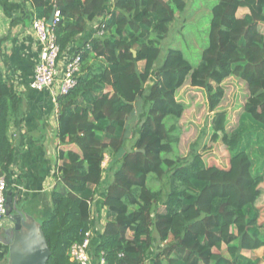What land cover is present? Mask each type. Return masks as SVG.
I'll return each instance as SVG.
<instances>
[{"label": "trees", "instance_id": "trees-1", "mask_svg": "<svg viewBox=\"0 0 264 264\" xmlns=\"http://www.w3.org/2000/svg\"><path fill=\"white\" fill-rule=\"evenodd\" d=\"M22 2L31 7L27 19L16 17L10 27L25 20L48 24L59 12L52 27L56 64L100 16L95 36L70 59H80L75 87L55 100L59 140L78 153L58 152L49 209L39 222L51 252L46 264H72V246L88 231L93 238L99 207L104 224L98 243L89 248L93 264H262L264 230L255 187L264 179V0H217L195 66L176 49L159 61L160 44L185 0ZM240 10L246 13L240 16ZM8 39L9 34L0 38V51ZM229 80L246 91L235 123L228 125L220 112L208 125L217 134L227 124V167L206 164L194 148L201 138L182 155L179 121L186 108L181 94L204 92L212 113L224 103L223 84ZM139 104V127L129 138L126 119ZM21 114L22 98L0 69V176L6 195L10 168L20 155L9 128L21 123ZM97 189L104 200L93 205ZM223 246L227 257L215 253ZM153 248L157 252L149 258ZM260 249L262 257H255Z\"/></svg>", "mask_w": 264, "mask_h": 264}, {"label": "crops", "instance_id": "crops-1", "mask_svg": "<svg viewBox=\"0 0 264 264\" xmlns=\"http://www.w3.org/2000/svg\"><path fill=\"white\" fill-rule=\"evenodd\" d=\"M30 10L28 3H23L22 0H0V38L9 34V39L1 46L0 69L4 79L22 98L21 123L18 126L11 124L9 128L10 141L19 146L20 155L16 164L10 168V185L6 197L10 196L13 199V207L16 205L18 209H24L39 223L44 217L43 212L49 209L58 152L78 153V150L74 145L63 144L59 140L57 106L52 101L50 93L28 89L34 66L38 61L40 44L31 29V21L25 20L14 27H10V23L16 17L27 19L25 12ZM99 20L100 16L88 24L86 31L59 57L57 61L59 72L73 57L75 50L95 36L93 25ZM97 191L99 194V189ZM99 198L101 201L104 200L100 194L97 196V199ZM99 208L96 222L94 220L93 224V246L98 243L104 224V208L101 207V210ZM10 228L12 224L8 218L0 220V238L2 237L3 241L7 239L4 233ZM6 254L7 247L0 243V264L5 263ZM254 255L261 258L255 252Z\"/></svg>", "mask_w": 264, "mask_h": 264}, {"label": "rangeland", "instance_id": "rangeland-1", "mask_svg": "<svg viewBox=\"0 0 264 264\" xmlns=\"http://www.w3.org/2000/svg\"><path fill=\"white\" fill-rule=\"evenodd\" d=\"M216 1L217 0H185L186 6L184 10L176 13V19L170 25L169 33L160 44L159 61L163 59L168 49H176L182 53L183 57L192 66L198 64L201 52L207 44L210 8ZM245 13L246 10H240L238 15L241 16ZM260 30L264 32V27H260ZM153 78L154 75L152 74L149 84L146 85L147 89L151 85ZM223 87L225 89V101L218 110L212 113L207 111L206 95L204 92L191 90L186 94H181L179 99L184 104L186 110L179 121L181 135L178 148L180 149L179 153L187 156L192 145L198 138H201L198 139V143L194 148L203 156L206 164L225 168L227 167L228 154L226 147L223 145L224 128L227 127V124L231 126L235 123L234 121L237 113L242 103H244L243 97H246V91L243 84L233 80L226 81ZM220 112L226 114V119H228L227 124H224L223 131L213 134L208 128L209 121L211 118V120L213 119L216 122L215 115ZM141 113L142 106L139 104L136 106L135 114L126 119L129 138L139 127L138 124ZM201 132H204L203 136H201ZM129 145L130 141L126 143V148H128ZM103 184L104 187L107 184L105 176ZM156 186L157 185H154V187ZM255 189L259 194L255 203L258 211V224L260 229L264 230V179L256 183ZM100 200V198H93L91 204L97 205ZM99 209L101 210V208ZM156 248L152 249V256L149 258H152L153 255L156 254ZM215 253L221 254L224 257L228 256L224 246L219 251H215ZM242 254L245 256L249 255L248 252H242ZM255 254H259L260 257H262V250L255 251ZM262 264H264V261Z\"/></svg>", "mask_w": 264, "mask_h": 264}, {"label": "built area", "instance_id": "built-area-1", "mask_svg": "<svg viewBox=\"0 0 264 264\" xmlns=\"http://www.w3.org/2000/svg\"><path fill=\"white\" fill-rule=\"evenodd\" d=\"M59 19V12L54 11L50 24L40 19L35 20L31 25V29L40 44V53L28 89L35 92L48 91L54 103L58 96L67 95L75 87V74L78 73L80 61L79 57H74L63 66L61 72L58 71L56 60L59 48L55 43L52 27L59 22ZM97 196L98 191L94 198L97 199ZM6 211V181L3 176H0V220L6 218ZM91 242L92 235L88 231L85 233V238L81 244L72 246L69 262L72 264H92L89 251Z\"/></svg>", "mask_w": 264, "mask_h": 264}, {"label": "water", "instance_id": "water-1", "mask_svg": "<svg viewBox=\"0 0 264 264\" xmlns=\"http://www.w3.org/2000/svg\"><path fill=\"white\" fill-rule=\"evenodd\" d=\"M53 14L48 22L51 23ZM135 55V52L132 51ZM13 199L6 197V218L12 224L4 234L6 241L0 243L7 247L4 264H46L50 257V249L45 240L40 224L27 214L24 209L13 207Z\"/></svg>", "mask_w": 264, "mask_h": 264}]
</instances>
